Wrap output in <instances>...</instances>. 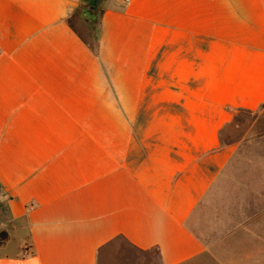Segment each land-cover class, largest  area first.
Returning <instances> with one entry per match:
<instances>
[{
  "label": "crops",
  "instance_id": "obj_1",
  "mask_svg": "<svg viewBox=\"0 0 264 264\" xmlns=\"http://www.w3.org/2000/svg\"><path fill=\"white\" fill-rule=\"evenodd\" d=\"M80 3L0 0V264H264V158L194 215L264 107V0H104L96 52Z\"/></svg>",
  "mask_w": 264,
  "mask_h": 264
},
{
  "label": "rangeland",
  "instance_id": "obj_2",
  "mask_svg": "<svg viewBox=\"0 0 264 264\" xmlns=\"http://www.w3.org/2000/svg\"><path fill=\"white\" fill-rule=\"evenodd\" d=\"M95 2L98 9L104 4V0ZM72 24L85 38L90 35L94 37L95 23L87 25L77 18ZM221 140L224 144L234 146L232 158L223 175L199 204L195 217L200 215L202 207L232 204L233 191L236 189L234 177H244L250 173V159L264 158V107L253 112H238L222 132ZM257 143L260 144L258 148L254 147ZM193 226L196 230H201L199 222H194ZM153 253V250L146 253L139 252L123 240L116 239L102 252L98 264H138L136 260L141 255Z\"/></svg>",
  "mask_w": 264,
  "mask_h": 264
},
{
  "label": "trees",
  "instance_id": "obj_3",
  "mask_svg": "<svg viewBox=\"0 0 264 264\" xmlns=\"http://www.w3.org/2000/svg\"><path fill=\"white\" fill-rule=\"evenodd\" d=\"M96 0H81V3L77 9V11L72 15V17L69 20L70 26L72 29L76 32V34L88 45V47L96 52L97 51V39H96V33H97V28H98V23H99V17L103 12V6L101 8L96 7ZM77 18L81 19L83 22H85L87 25H91L95 23V33L94 37H91V35L88 38H85L80 32H78L72 22L74 20H77ZM96 20V21H94ZM240 112L237 111L236 114ZM234 116V117H235Z\"/></svg>",
  "mask_w": 264,
  "mask_h": 264
},
{
  "label": "built area",
  "instance_id": "obj_4",
  "mask_svg": "<svg viewBox=\"0 0 264 264\" xmlns=\"http://www.w3.org/2000/svg\"><path fill=\"white\" fill-rule=\"evenodd\" d=\"M130 2V0H122V3L124 4H128Z\"/></svg>",
  "mask_w": 264,
  "mask_h": 264
}]
</instances>
